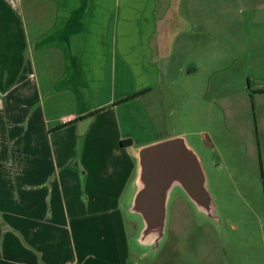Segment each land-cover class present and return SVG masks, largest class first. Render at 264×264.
I'll return each mask as SVG.
<instances>
[{
    "label": "crops",
    "instance_id": "0c3cea01",
    "mask_svg": "<svg viewBox=\"0 0 264 264\" xmlns=\"http://www.w3.org/2000/svg\"><path fill=\"white\" fill-rule=\"evenodd\" d=\"M236 86L264 148V0H0V264H129L138 151L234 130Z\"/></svg>",
    "mask_w": 264,
    "mask_h": 264
},
{
    "label": "rangeland",
    "instance_id": "374dc122",
    "mask_svg": "<svg viewBox=\"0 0 264 264\" xmlns=\"http://www.w3.org/2000/svg\"><path fill=\"white\" fill-rule=\"evenodd\" d=\"M235 96L231 105L236 111L235 131L227 132L219 118L212 124L202 123V127H196L194 131L187 130L193 133L184 137L200 162L204 189L210 199L207 209L210 214L200 211L182 188L174 186L166 202L162 236L157 243H136L134 238L140 239L143 221L140 215L130 217L124 212L131 253L129 264H264L263 142L260 141L261 148L258 147L250 103H244L237 86ZM177 121L173 124L174 129L182 131ZM171 129L167 124H160L158 134ZM93 152L104 158L110 156L111 149L95 148ZM96 169H88L89 176ZM78 184L83 186L80 181ZM88 224L81 235L87 238L88 244L96 243L97 238L118 236V231ZM133 226L137 228L136 233ZM78 250L79 257L76 259L74 254L75 263L72 264L99 263L94 261L93 248L81 249L84 257ZM116 252L112 256L121 262L122 252L120 255ZM117 259L112 264H117Z\"/></svg>",
    "mask_w": 264,
    "mask_h": 264
},
{
    "label": "water",
    "instance_id": "95a60500",
    "mask_svg": "<svg viewBox=\"0 0 264 264\" xmlns=\"http://www.w3.org/2000/svg\"><path fill=\"white\" fill-rule=\"evenodd\" d=\"M138 161L137 191L130 211L140 215L143 221L141 242L157 243L162 236L166 202L174 186L182 188L200 211L210 214L200 162L183 137L164 139L141 148Z\"/></svg>",
    "mask_w": 264,
    "mask_h": 264
},
{
    "label": "trees",
    "instance_id": "16d2710c",
    "mask_svg": "<svg viewBox=\"0 0 264 264\" xmlns=\"http://www.w3.org/2000/svg\"><path fill=\"white\" fill-rule=\"evenodd\" d=\"M136 96H138V94H136V95H132L131 97H127L126 99H124L122 102H124V101H127V100H130L131 98H134V97H136ZM94 114V113H93ZM62 126H59L58 128H61ZM129 142V141H128ZM130 144V143H129Z\"/></svg>",
    "mask_w": 264,
    "mask_h": 264
}]
</instances>
